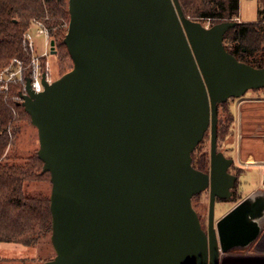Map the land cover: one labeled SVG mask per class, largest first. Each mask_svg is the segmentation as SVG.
I'll use <instances>...</instances> for the list:
<instances>
[{
	"label": "water",
	"instance_id": "obj_1",
	"mask_svg": "<svg viewBox=\"0 0 264 264\" xmlns=\"http://www.w3.org/2000/svg\"><path fill=\"white\" fill-rule=\"evenodd\" d=\"M67 12L72 69L20 95L50 175L55 256L43 264H219L248 248L264 191L214 219L237 180L217 151L218 106L264 91V68L224 49L239 22L206 28L178 0H68ZM207 131L202 173L191 154ZM206 190L204 231L192 198Z\"/></svg>",
	"mask_w": 264,
	"mask_h": 264
},
{
	"label": "trees",
	"instance_id": "obj_2",
	"mask_svg": "<svg viewBox=\"0 0 264 264\" xmlns=\"http://www.w3.org/2000/svg\"><path fill=\"white\" fill-rule=\"evenodd\" d=\"M257 20L239 23L223 39L226 52L237 61L253 68H264V0H255ZM184 15L192 21H208L211 26L236 21L240 0H178ZM68 0H0V71L13 59L27 63V54L21 40L33 19L46 21L52 41L63 48L62 22L68 20ZM43 17V18H44ZM263 91V90H262ZM264 92V91H263ZM19 96V87L10 88L7 96L0 92V245L14 244L30 251L51 236L50 175L43 172L38 150L28 156L13 153L14 142L24 124L31 125L29 116L13 97ZM227 103L218 106L216 136L222 127L230 128L233 119ZM219 110L225 115L221 118ZM32 126V125H31ZM33 127V126H32ZM10 135V137H9ZM204 139V138H203ZM217 142V140H216ZM203 140L191 154L192 167L207 173V154L201 151ZM13 153V154H12ZM46 185V186H44ZM198 195L192 198H197ZM241 198L234 195L233 202ZM47 262V261H45ZM44 262V263H45Z\"/></svg>",
	"mask_w": 264,
	"mask_h": 264
},
{
	"label": "rangeland",
	"instance_id": "obj_3",
	"mask_svg": "<svg viewBox=\"0 0 264 264\" xmlns=\"http://www.w3.org/2000/svg\"><path fill=\"white\" fill-rule=\"evenodd\" d=\"M43 17L41 18L42 20ZM46 17L49 23L51 19L47 14L45 15V18ZM238 18L240 20V23L255 22L257 20L256 1L240 0ZM68 22H69V15H68V20L62 22L61 29L64 30L63 36L66 35ZM197 22H199L200 24H202V26L206 28L211 27V24L208 21L199 20ZM55 29L56 28H54L53 32L55 31ZM51 37H53L52 34ZM37 41L39 42V47H42L41 46L42 38H37ZM53 46H54L55 54H52L50 49L51 56L48 59L50 74H51L50 78L52 79V81L61 78L64 74L69 72L73 67L72 61L67 53L65 46L63 48H58L55 44H53ZM258 93L259 90L247 92L243 97H248L250 94H252L254 97L252 98V101L248 102L246 107H243L240 111L236 106L238 101L236 99L228 100L227 102L228 106H225V108L231 107L230 113L233 119L235 120V122L238 119L239 112L245 118L246 127L245 129L243 127L242 133L240 134L242 137L240 143V149H239L241 162L248 161L247 163H251L252 160L258 161L259 159H264V141H263L264 102L257 101L260 99V96L256 95ZM219 113L221 118H224L225 113L223 114L222 110H219ZM22 126H23V130L19 135L18 139L14 142V146L12 149L14 154L18 156L22 155V157L23 156L26 157L29 154H32V152L38 150L39 144H38L37 131L34 127H32L29 124V121L27 122V124H24ZM237 128L238 127L235 124L234 125L235 132ZM238 140H239L238 135L230 131V128L227 129L225 127H222L219 131V135L217 136V151L222 152L226 158L233 159L232 156L234 155V150L237 147L236 142ZM209 144H210V135H209V131H207L203 139V145L201 147V151L207 154L208 163H209ZM248 158H251L252 160ZM241 168H243L242 170L243 172H246L245 173L246 175L242 173V176L244 175V177L242 178L241 176L242 179L238 183L240 187L237 189V196L243 199L245 196L249 195L250 193L260 189L257 188L258 183L256 182L257 179L255 178L256 176H258L257 168L256 167L254 168L241 167ZM261 170L260 172H262ZM249 172H253L256 176L252 173L249 174ZM208 198H209V194L208 192L205 191L199 194L197 198L193 200V205L195 207L196 214L200 220L201 227L204 231H206L207 229ZM234 203L235 202L215 203V210H214L215 221L221 218L224 214H226L234 206ZM54 256H55V252L53 250L49 237L46 238L44 241H41L34 249H31L30 251L21 248L19 246H16L14 244L0 245V264H43L45 261L52 260ZM234 259L235 260H233L232 257L223 255L221 256L219 264H247L248 262H250V259L249 260L236 259V258ZM254 263L264 264V261H256Z\"/></svg>",
	"mask_w": 264,
	"mask_h": 264
},
{
	"label": "built area",
	"instance_id": "obj_4",
	"mask_svg": "<svg viewBox=\"0 0 264 264\" xmlns=\"http://www.w3.org/2000/svg\"><path fill=\"white\" fill-rule=\"evenodd\" d=\"M47 17L42 19H33L29 28L23 33L21 44L27 54V63L19 59H13L5 68L0 71V92L7 96L10 88L19 87V96L13 97L12 100L21 103V94L25 95L26 80L29 79L30 90L34 94L41 93L44 90L43 79L52 83L50 78L49 57L51 43V31L46 24ZM34 32V35H33ZM37 38H42V47H39ZM257 166L258 164H245L244 167ZM227 256H242L264 258V223L257 239L245 250L234 251ZM223 256V255H222Z\"/></svg>",
	"mask_w": 264,
	"mask_h": 264
},
{
	"label": "crops",
	"instance_id": "obj_5",
	"mask_svg": "<svg viewBox=\"0 0 264 264\" xmlns=\"http://www.w3.org/2000/svg\"><path fill=\"white\" fill-rule=\"evenodd\" d=\"M237 22H239L240 23V20H239V18L236 20ZM258 91V90H257ZM260 91H262V90H259V93L258 94H256V95H258V96H260V99L259 100H257V101H263L264 102V94H262V93H264V92H260ZM250 92V91H249ZM252 93V92H251ZM254 96L252 95V94H250L248 97H242V98H240V99H236V100H238L237 101V108H238V110L240 111L243 107H246V105H247V103L248 102H250V101H252V98H253ZM251 99V100H250ZM253 101H256V100H253ZM232 102V101H231ZM228 109H229V112H231L230 110H231V107H228ZM232 119H233V117H232ZM236 124V126L238 127L237 128V130H236V132H235V130H234V125ZM243 127H244V129H245V118L243 117V115H241V113L239 112V114H238V119H237V121L235 122V120L233 119V122H232V125L230 126V131H232V132H234L236 135H238V141L236 142L237 143V147L235 148V150H234V155L232 156V158L235 160L234 161V166L235 167H244V165L246 164H249V165H253V164H258L259 165V167H257V166H252L253 168L254 167H256L257 168V175L258 176H256L253 172H249V174H254L256 177V179H257V183H258V186H257V188H260V186H264V159H259L258 161H254V160H252L251 158H248V159H251L252 160V162L251 163H247V162H241L240 160V151H239V149H240V143H241V139H242V137H241V133H242V129H243ZM263 141H264V139H263ZM262 169V170H261ZM260 170L262 171V172H260ZM247 171H249V170H247ZM259 172V173H258ZM251 177V176H250Z\"/></svg>",
	"mask_w": 264,
	"mask_h": 264
},
{
	"label": "flooded vegetation",
	"instance_id": "obj_6",
	"mask_svg": "<svg viewBox=\"0 0 264 264\" xmlns=\"http://www.w3.org/2000/svg\"><path fill=\"white\" fill-rule=\"evenodd\" d=\"M233 166V167H232ZM230 168H229V170H228V172H229V174H231V175H233V176H235L236 178H237V180H236V182H235V184H234V186L231 188V190H230V198L229 199H227V200H218V199H216V203L217 202H220V203H233V199H234V195H235V193H237V189L240 187L239 186V182H240V180L244 177V175L242 176V173L243 174H245L246 172H243L242 170H243V168H240V167H234V165H232ZM246 175V174H245ZM241 176H242V178H241ZM238 185V186H237ZM260 190H256V191H264V186H260V188H259ZM205 192V191H204ZM206 192H208V190H206ZM208 194H209V192H208ZM248 196V195H247ZM246 197V196H245ZM244 197V198H245ZM243 198V199H244ZM242 200V199H241ZM240 200V201H241ZM240 201H238V202H236V203H234V206L236 205V204H238ZM233 206V207H234ZM232 207V208H233ZM231 208V209H232ZM230 209V210H231ZM220 219V218H219ZM217 221V220H216ZM263 225V224H262ZM261 229H262V226H261ZM228 257H232L233 258V260H235L234 258H236V259H245V260H249L250 259V262H248L247 264H258V263H254V262H256V261H264V258H255V257H253V258H251V257H242V256H237V257H233V256H228ZM221 259V258H220ZM236 263H238V262H236ZM260 264V263H259Z\"/></svg>",
	"mask_w": 264,
	"mask_h": 264
}]
</instances>
